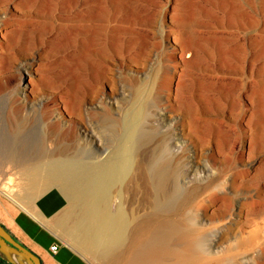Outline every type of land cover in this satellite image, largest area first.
<instances>
[{
	"label": "bare ground",
	"instance_id": "bare-ground-1",
	"mask_svg": "<svg viewBox=\"0 0 264 264\" xmlns=\"http://www.w3.org/2000/svg\"><path fill=\"white\" fill-rule=\"evenodd\" d=\"M9 1L14 8L22 12L38 6L35 0ZM88 1H85V5L93 2ZM210 1L218 6V9H221L219 5L226 3L225 0ZM185 3L188 6L187 0ZM1 4L3 6L0 7V14L7 13L10 6H5L8 4L6 2ZM52 8L53 5L49 7L48 12L41 14L52 16ZM126 8L132 11L133 4ZM123 9V4L116 1L112 10L104 9L98 13L91 8L65 6L64 11L69 14V19L84 23L81 30L78 29L68 36L69 45L79 46L80 49L79 52L71 54L72 64L58 59L49 67H42L41 63L50 59L49 54H55V49L49 50L44 59L39 54L43 42L47 41L45 25L14 29L8 23L0 21V44H5V47L0 49V71L3 60H6L9 68L16 70L21 81L16 87L15 95H22V100L13 105L11 115L19 126H23L21 116L32 112L36 120L47 129L44 143L51 150L46 153L23 154L13 147L0 153V176L5 178L12 172L17 176L20 188L15 194L0 188V193L25 209L26 205L35 201L41 193L53 187H60V190L68 194L66 197L73 206L83 208L89 221L87 226L98 224V231L91 241L98 242L101 238L105 249H111L116 243L122 246V252H118L113 259L116 264H205L203 258L190 253L194 242L190 236L178 235L185 246L175 248L165 235L150 233L151 224L141 226L140 223L145 189L144 176L149 165L145 159L138 156L140 153L137 154L138 137L143 131V126L145 129L162 131L166 128L165 125L168 126V122H173L174 113H169L161 105L156 109L155 100L164 98L170 101L175 98L177 104L182 107L180 116L174 117L178 118L176 125L181 126V131L177 132L173 128L165 130V134L157 140V148L166 159L158 169L160 178L157 179V186L163 188L162 182L166 173L171 172L172 178L179 186H187L189 203L203 197L194 208L198 221L200 219L199 224L204 225L208 218L216 216L225 219L218 229L215 246L209 245L205 250L207 255L210 256L226 246V249H238V246L243 244L241 236L244 226L248 225L253 228L255 234L252 235L254 238L252 237L250 245L257 252L248 257L246 264H264V248H261V245L264 246V239L261 238L264 233V213L262 208H255L254 202L251 201L253 196L264 197V178L251 177L237 171L224 179L221 174L212 172L207 162V154L216 150L214 144L217 145V151L222 152V144L218 141L219 129L208 121L207 111L211 105H216L219 109L223 103L232 104L233 101L230 83L218 84L215 78L219 73L241 75L245 77L247 84L251 74L247 70L248 65L252 63L250 57H241L236 49L229 50L218 31L211 30L220 28V20L216 21L218 26L216 23L201 21L198 10H174L171 14L166 12L175 24V30H170V36L176 44L181 62L172 68L165 66L163 80L164 83L168 82L170 87L163 92L161 82L146 92L144 101L133 118L134 128L127 133L126 142L121 148L111 150L105 136L97 129L101 124L91 119V113L105 111L107 115L110 114L100 87L101 83L106 82L112 87L111 97L119 103L118 97L126 95L127 90L124 87L127 80L116 76L114 69H105L103 66L116 59H122L124 63H133L147 71L150 61L148 58L154 54L149 41H144L143 36L141 37L140 27L143 26V21L140 14H119ZM206 12L211 13L210 10ZM215 15L213 12L212 16ZM247 15L233 9L228 19L231 28L236 29V33L242 34L249 42L255 24ZM98 16L104 19L102 25L94 24L99 19ZM199 29L211 31L197 34ZM165 42L166 38L164 44ZM261 48L264 49V45ZM203 54L209 62H203ZM20 55L25 56L19 59ZM224 65L234 67L238 73L222 72L220 69ZM58 67H62V70H56ZM91 82H96L99 86L97 89L85 91L90 88ZM189 85L193 88V97L196 100L194 106L185 102L179 95V91ZM261 89L262 87L254 89L253 95L261 94ZM45 90L46 94L56 101L52 116L41 104L46 98ZM84 92H87V96H83ZM167 104L168 102L164 105ZM107 118L116 121L111 117L105 119ZM67 126V131L62 129ZM174 137H177L175 140L178 141L174 142ZM188 145L195 153L200 151L205 158L203 165L194 164L190 158L191 149H187ZM71 154L76 155L71 157ZM255 163L252 161L251 165L254 166ZM255 178L258 180L253 182ZM229 191H232L235 197L232 202L227 203ZM112 200L117 202L113 208ZM0 241L7 243L1 237ZM15 254V258L11 254L10 257L17 264H29L17 251Z\"/></svg>",
	"mask_w": 264,
	"mask_h": 264
},
{
	"label": "rangeland",
	"instance_id": "rangeland-1",
	"mask_svg": "<svg viewBox=\"0 0 264 264\" xmlns=\"http://www.w3.org/2000/svg\"><path fill=\"white\" fill-rule=\"evenodd\" d=\"M35 1L38 6L28 8L22 12L14 8V5L9 0H0V7L3 6L2 2L8 3L5 6H10V10L7 13L0 14V21L8 23L14 29L20 27L35 28L41 24L46 26L47 41L43 42L39 54L42 56V59L47 57V53L51 49H55V54H49L50 59L43 61L41 63L42 67H49L53 61L58 59H63L66 64H72L71 54L79 52V46L69 45L68 36L78 29L81 30V25L84 23L69 19L67 17L69 14L64 11L65 6H76L78 9L91 8L94 12L98 13L104 9L112 10L113 4L116 1L121 2L124 6V9L119 14H140V18L143 21V26L140 27L141 37L143 36L142 39H145L144 41H149L150 49L154 51V54L148 58L150 60L149 67L145 71L143 67L130 62L124 63L122 59L106 63L103 68H112L116 76L124 77L123 79L127 80L124 87L127 92L125 91V96L120 95L118 97L119 103H116L111 97L112 87L106 82L101 83L100 87L106 98V103L108 104L107 110L110 111V114L107 115L105 111L91 113V116L93 115L91 119L101 124V127L97 129L105 136V141L108 142L109 147L111 146V150L121 148L126 142L125 138L127 133L134 128L133 118H135L139 107L144 101L143 98L146 96V92H149L150 89L161 82L164 87L163 92L170 87L169 83L165 82L167 83L165 84V80H163L166 71L165 66H171L172 68L181 62V56L176 51V44L170 36V30H175L173 27L175 24H173L174 22L167 15L168 11L171 14L174 13V10H178L179 12L198 10L200 12V16L198 17L201 18V21L216 23V21L220 20V28L211 30L218 31V35L222 36L225 46L229 50L236 49L241 57H250L249 59L252 63L248 65L247 70L251 74L249 80H247V84L244 81L245 77L241 75L217 74L215 79L218 84L224 83L226 85L230 83L229 87L233 90V101L232 104L223 103L224 105L219 109L216 105H211V109L209 108L207 111L208 121L214 123L219 129L218 141L222 144V152L220 153L217 151V145H213L216 150L207 154V162L212 172L221 174L224 179L225 176L235 174L237 171H241L251 177L264 178V49L261 48L264 45V0H225L226 3H223L224 7L223 5H219L221 9H218V6H215L210 0H187L190 4L188 6L185 3L186 0H89L93 2L86 5V0ZM130 4H133L132 11L126 8ZM52 5V16L49 17L46 14H41L42 12H48L50 10L49 7ZM125 5L127 6L125 7ZM35 8L40 11H37ZM233 9L242 13L244 12L246 15L248 14L247 16L255 24L249 42L242 34L236 33V29L230 26L228 18ZM206 10H210L211 13H207ZM166 12L167 14H165ZM213 12L217 15H215L217 18L212 16ZM103 21L104 19L99 17L94 24L102 25ZM216 24L218 26L219 23ZM211 30L199 29L197 34ZM165 38L166 42L164 44ZM1 41L0 39V43ZM3 46L5 47V44H0L1 50L4 48ZM146 53L148 54L149 51ZM23 56L25 55H20L19 59ZM202 57L203 62H209L204 57V54ZM115 63L118 65L116 66ZM16 64L18 63L16 62ZM2 66V71H0V153L6 148L13 147L23 152V154L50 152V148L44 143L45 138H47V129L36 120L32 112L21 116L22 119H20L23 121V126H19L11 115L13 105L22 100V95H15L16 87L20 85L21 81L16 70L9 68V63L6 60H3ZM56 70H62V67H58ZM220 70L222 72L238 73L230 65H224ZM262 84L263 86H260ZM98 86L99 84L96 82H91L90 88L85 89V91L97 89ZM259 86L263 89H261L263 94H258V96L261 95L260 97L255 94L253 95L254 89L257 90V88H260ZM179 95L188 104L192 106L196 104L191 85L183 91H179ZM83 96H87V92H84ZM174 99L167 101L164 98L162 100L158 98L155 100L156 109L161 105L169 113H174L172 115L173 122H168V126L165 125L164 127L166 128H163L162 131L145 129L143 126V131L138 137L137 154L140 153L138 156L145 159L149 165L144 176L143 185L145 189L140 212L141 226L151 224L150 233L165 235L168 242L175 248L185 246V243L178 238V235L185 234L190 236L194 241L190 253L203 258L202 261L205 264H219L220 262L223 264H246L248 257L255 253V251L257 252L250 245L255 235L251 226H244V232L241 236V238L243 237V244L238 246V249L234 247L226 249V246L221 250L211 253L209 256L205 250H207L209 245L215 246L216 240H218L216 236L219 235L218 229L223 225L225 219L222 216H216L208 218V221L204 225L199 224L200 219L198 221L194 208L203 197L193 203H189L187 186H179L176 180L172 178L171 172L166 173V177L162 182V184L164 183V187L159 188L157 186L160 178L158 169L166 160L162 152L157 148V140L171 128L177 132L181 131V126L176 125L178 118L174 119V117L180 116L179 113L182 107ZM55 102V99L47 94L46 98L41 101L43 108L50 116L55 112ZM167 102L168 104L164 105ZM106 117L114 118L116 121H111L108 118L105 119ZM62 129L67 131L69 128L67 126V128L63 127ZM176 138H173L174 142L178 141L175 140ZM191 148L190 145L187 146L188 150ZM75 155L71 154V157ZM190 158L194 164L199 166L205 162V158L200 154V151L195 153L193 149H191ZM252 161L256 162L254 166L251 165ZM9 175L5 178L0 176V185L3 183L0 188L7 193L15 194L20 189L19 184H17L18 179L12 172ZM257 180L255 178L253 182ZM53 188H59L58 190H60V187ZM60 191L65 197H68L65 191L62 189ZM2 194L0 193V196L4 195ZM234 197L235 194L229 191V198L227 200L229 202L227 203L232 202ZM263 198V196H253L251 201L254 202L253 206L255 208H262L264 213V203H258L264 202ZM111 204L113 208L117 202L112 200ZM261 238L264 239V233L261 234ZM248 241L250 242L248 243ZM262 247L264 248L263 245H261ZM220 248L222 247L220 246Z\"/></svg>",
	"mask_w": 264,
	"mask_h": 264
},
{
	"label": "crops",
	"instance_id": "crops-1",
	"mask_svg": "<svg viewBox=\"0 0 264 264\" xmlns=\"http://www.w3.org/2000/svg\"><path fill=\"white\" fill-rule=\"evenodd\" d=\"M4 196H0V224L37 255L42 264H116L113 259L122 252V246L116 243L105 249L101 238L91 241L98 224L87 226L89 221L83 208L73 206L60 190H47L28 203L30 207L26 205L28 211ZM53 246L58 248L56 253L51 252ZM15 251L0 241V264H16Z\"/></svg>",
	"mask_w": 264,
	"mask_h": 264
},
{
	"label": "water",
	"instance_id": "water-1",
	"mask_svg": "<svg viewBox=\"0 0 264 264\" xmlns=\"http://www.w3.org/2000/svg\"><path fill=\"white\" fill-rule=\"evenodd\" d=\"M0 237L4 239L17 252L22 254L29 264H42L40 258L33 252L24 247L17 239L14 238L6 229L0 224ZM9 259V258H8ZM13 261L12 259H9ZM14 262V261H13ZM15 263V262H14ZM17 264V263H16Z\"/></svg>",
	"mask_w": 264,
	"mask_h": 264
},
{
	"label": "built area",
	"instance_id": "built-area-1",
	"mask_svg": "<svg viewBox=\"0 0 264 264\" xmlns=\"http://www.w3.org/2000/svg\"><path fill=\"white\" fill-rule=\"evenodd\" d=\"M57 249H58V248H57L56 246H53V247H51V252H52V253H56V252H57Z\"/></svg>",
	"mask_w": 264,
	"mask_h": 264
},
{
	"label": "trees",
	"instance_id": "trees-1",
	"mask_svg": "<svg viewBox=\"0 0 264 264\" xmlns=\"http://www.w3.org/2000/svg\"><path fill=\"white\" fill-rule=\"evenodd\" d=\"M16 239V238H15ZM23 245V244H22ZM24 246V245H23ZM25 247V246H24ZM27 248V247H26ZM28 249V248H27ZM29 250V249H28ZM1 261V260H0Z\"/></svg>",
	"mask_w": 264,
	"mask_h": 264
}]
</instances>
